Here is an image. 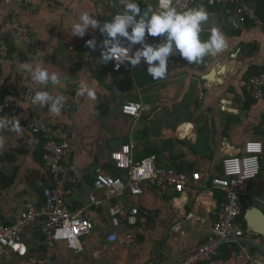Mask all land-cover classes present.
<instances>
[{"label": "crops", "instance_id": "crops-1", "mask_svg": "<svg viewBox=\"0 0 264 264\" xmlns=\"http://www.w3.org/2000/svg\"><path fill=\"white\" fill-rule=\"evenodd\" d=\"M31 1L28 7L21 0L12 4L0 1V96L5 95L7 100L23 96V83L33 84L26 66H43L58 74L60 86L50 82L33 85L36 91L65 97L60 115H53L43 105H34V112L43 124L58 130L59 141L71 145L66 164L73 177L67 186L70 207H89L97 171L112 176L111 154L128 143L134 144L136 160L156 155L162 167L202 175L199 183L191 182L182 194L171 190L163 196L149 187L142 196H121L118 203L140 211L134 228L123 225L113 230L108 202L91 207L92 233L74 247L65 241L56 243L50 250L52 264H160L181 260L207 240L220 211L223 195L214 187L213 179L222 174L223 160L240 154L248 141L264 144V98L254 99L247 88V74L264 70V27L245 26L234 34L221 9L199 3L194 7H203L210 17L200 38L207 40L209 29L217 27L226 38L223 51L210 52L203 65L200 61L188 63L179 54L171 56L166 78L153 79L143 62L133 71L114 72L111 61L102 59L105 37L99 29L89 30L83 38L72 36L71 25L80 14L87 12L101 24L123 10L121 0ZM248 1L255 7L260 2ZM136 2L142 11L150 8L156 12V0ZM14 15L30 29L33 38L31 57L26 61L20 57L21 43L13 33ZM93 38L97 41L95 50L86 46V41ZM7 44L13 45L12 54H8ZM81 83L89 85L92 95H77ZM129 101L145 105L139 118L122 113V106ZM0 117L9 119L8 126L0 128V160L17 157L14 164L0 163V173L15 177L10 186L0 183V224L9 226L28 204L43 205L45 182L52 185L53 181L45 163L41 166L35 158L38 138L30 128L31 113L24 110L15 117ZM34 172L37 178L30 181ZM251 194L245 202L264 211V157ZM43 225L38 221L22 233L30 256L43 257L49 251ZM113 231L118 235L116 243L108 241ZM129 233L136 235L135 245L126 244ZM255 242L264 257V240ZM0 264L32 263L5 251Z\"/></svg>", "mask_w": 264, "mask_h": 264}, {"label": "built area", "instance_id": "built-area-1", "mask_svg": "<svg viewBox=\"0 0 264 264\" xmlns=\"http://www.w3.org/2000/svg\"><path fill=\"white\" fill-rule=\"evenodd\" d=\"M0 1L4 4H12L16 0ZM21 1L24 7L32 3L31 0ZM202 2L210 8L221 9L226 14L228 24L234 30H241L247 24L264 27V22L257 15L256 7L248 0H156L155 11L165 10L166 4L167 7H175L183 11ZM111 19L103 21L101 26ZM13 33L21 43L20 53L30 59L33 38L30 29L17 15L13 17ZM153 38L156 37L147 36L146 42L149 43ZM120 42L123 47L130 49V55H134L135 51L141 48L140 44L130 45L123 37L120 38ZM125 59L124 56H120L117 60H111V69L117 73L133 71L136 66L133 67ZM247 88L254 99L264 98V70L248 81ZM23 89L22 97L0 101V115L15 117L24 110L31 113L32 132L42 135L46 140L43 160L52 173L53 182L43 191L42 206L28 204L13 225L0 224V257L5 251H9L21 258H27L32 264H52L53 254L50 250L55 247L56 243L65 241L70 247H74L82 237L92 233L94 224L89 216L91 207L99 208L108 202L113 230L123 225L134 228L139 222L140 211L137 207L118 203L117 200L121 196L126 193L132 197L142 196L149 187L156 189L163 196L171 190L182 194L191 182L199 183L202 180L199 172L190 175L160 166L156 155L136 160L134 144L128 143L111 154V161L117 169L124 173V176L115 178L99 169L93 184L95 195L91 197L89 207L73 210L67 200V186L73 182L70 169L66 165L71 153V145L68 141H59L58 130L43 124L35 115L32 103V96L36 91L34 85L26 81L23 83ZM145 110L143 103L131 101L126 102L121 109L124 115L134 118H139ZM263 155L264 144L261 141H248L244 144L240 154L226 157L223 160L222 175L213 179V185L221 191L223 199L207 240L181 260L164 261L160 264H208L219 255L221 248L226 244H236L239 247L235 264H264L262 253L257 252L261 255V260H257V253L252 252L253 247H257L256 242L244 236V234L251 233L252 229L247 227L244 231L238 223L243 211V201L252 196L251 185L261 175ZM38 221L44 223L42 235L49 248L43 257L30 256L22 239L23 231ZM108 241L110 243L118 241L116 231L111 233ZM125 242L128 246L135 245L136 235L127 234Z\"/></svg>", "mask_w": 264, "mask_h": 264}, {"label": "clouds", "instance_id": "clouds-1", "mask_svg": "<svg viewBox=\"0 0 264 264\" xmlns=\"http://www.w3.org/2000/svg\"><path fill=\"white\" fill-rule=\"evenodd\" d=\"M123 10L117 13L110 21L101 26L98 19L85 12L78 16L72 23L73 37L83 38L89 30L99 29L103 41L102 59L111 61L124 56L133 67L142 62L147 64V74L153 79H164L169 73V57L177 54L188 63H195L207 56L212 51H221L226 46V38L221 31L213 26L209 29L207 40H201L200 34L203 26L210 20L209 13L203 7H193L183 11L175 7H167L165 10L153 12L150 8L142 11L136 0H121ZM131 29V31H129ZM164 37V40L149 44L146 37ZM123 37L130 45L140 44L134 55H130V49L121 45ZM86 46L95 50L97 41L95 38L87 40ZM158 62V63H157ZM30 72L34 85L60 86L61 81L56 73H50L43 66H26ZM92 95L87 83H81L77 95ZM65 97L53 95L49 91H35L32 96L34 105H43L53 115H60L64 106ZM9 119L0 117V128L6 127ZM17 130L19 128L17 127Z\"/></svg>", "mask_w": 264, "mask_h": 264}, {"label": "trees", "instance_id": "trees-1", "mask_svg": "<svg viewBox=\"0 0 264 264\" xmlns=\"http://www.w3.org/2000/svg\"><path fill=\"white\" fill-rule=\"evenodd\" d=\"M257 5V4H256ZM257 9V15L259 17V19L261 21L264 22V0H260L259 4L257 5L256 7ZM251 24H247L246 26H250ZM234 31V34H238L239 30H233ZM158 41V42H161L164 40V37L161 36V38H155V39H151L150 41ZM8 45V54H12L13 53V45L12 44H7ZM20 57L23 59V61H26L28 60V58L24 55H22L20 53ZM208 58V55L205 56L204 58H202L200 61V63L203 65L204 61ZM261 71H256V72H249L247 75H248V78L249 80L255 76V75H258L260 74ZM0 101L3 102V101H7L5 95H1L0 96ZM36 138H38V143H37V156L38 157H35L37 162L39 163V165L43 166L44 165V160H43V155H44V146H45V138L42 136V135H36ZM263 157L264 155L262 156V160H263ZM16 158L17 157H4L3 160H0V163H7V164H14L16 162ZM111 159V158H110ZM109 170L112 172V176L115 177V178H120L121 175L123 174L124 176V173L122 171H120L119 169L116 168V166L113 164V162L111 161L110 165H109ZM15 171H18V168H15ZM222 173H223V170H222ZM35 172L34 174L31 173V176L32 178H30V181H34L37 176ZM222 175V174H221ZM14 180H15V177L12 176L10 178L4 176L3 173H0V183L3 184L4 186H10L11 184L14 183ZM51 183H48V182H45V185H44V188H43V191L46 187L50 186ZM247 200V199H246ZM221 202H222V199H221ZM251 207V206H250ZM249 205L243 201V211H242V214L240 216V218L238 219V223L241 224V226L243 227L244 231H246L247 229V223H246V220H245V213L246 211L250 208ZM245 237L253 240V241H257L259 238L264 240V237L255 233V232H251L249 234H244ZM258 249L257 247H253L252 249V252L253 254H256L258 252ZM239 253V247L238 245L236 244H226L224 245L220 252H219V255L213 260V261H224V262H230V261H233V264H235V260H236V257ZM212 261V262H213ZM211 263V262H210ZM209 264V263H208Z\"/></svg>", "mask_w": 264, "mask_h": 264}, {"label": "water", "instance_id": "water-1", "mask_svg": "<svg viewBox=\"0 0 264 264\" xmlns=\"http://www.w3.org/2000/svg\"><path fill=\"white\" fill-rule=\"evenodd\" d=\"M223 51V49L221 50ZM217 54V51H212ZM245 220L247 226L252 229L253 232L264 237V211L257 207H251L245 213Z\"/></svg>", "mask_w": 264, "mask_h": 264}, {"label": "rangeland", "instance_id": "rangeland-1", "mask_svg": "<svg viewBox=\"0 0 264 264\" xmlns=\"http://www.w3.org/2000/svg\"><path fill=\"white\" fill-rule=\"evenodd\" d=\"M257 260L261 259V255L259 253L256 254Z\"/></svg>", "mask_w": 264, "mask_h": 264}]
</instances>
